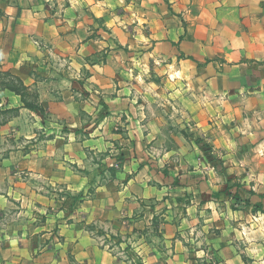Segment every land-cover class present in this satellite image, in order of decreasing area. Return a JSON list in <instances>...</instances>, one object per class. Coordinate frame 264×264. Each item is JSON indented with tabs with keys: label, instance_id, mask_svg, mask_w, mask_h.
<instances>
[{
	"label": "crops",
	"instance_id": "1",
	"mask_svg": "<svg viewBox=\"0 0 264 264\" xmlns=\"http://www.w3.org/2000/svg\"><path fill=\"white\" fill-rule=\"evenodd\" d=\"M0 264H264V0H0Z\"/></svg>",
	"mask_w": 264,
	"mask_h": 264
},
{
	"label": "rangeland",
	"instance_id": "2",
	"mask_svg": "<svg viewBox=\"0 0 264 264\" xmlns=\"http://www.w3.org/2000/svg\"><path fill=\"white\" fill-rule=\"evenodd\" d=\"M119 163H112L110 166H107V169H108V172L110 174H114L116 172V170L119 168ZM90 192H93V190H91ZM80 198H81V195L79 196H76V195H71L69 193H62L61 194V197H60V200H62V208L63 209H68L69 211L68 212H65V214L62 216V217H65V218H69V222H71V220L74 221L73 219V216L74 214L72 213V211L74 212L76 210V208L78 207V202L80 201ZM144 205L141 206V208L143 207ZM72 213V215L70 214ZM159 224H160V220L159 222L155 221L154 224L151 225V234L150 236L154 235V236H158L159 235ZM100 241L103 242L104 245H106L108 248H113V246L116 244V245H119L120 246V243L122 242V239H119L117 237H112V239H110V237H108V235H106V233H100ZM113 238H115L116 242L113 241ZM145 240H149V236L148 235H145ZM143 238H141V240H143ZM126 243L124 246L120 247L124 250H130L131 248L133 250H137V243L140 241L138 240V236L135 237V239H126L125 240ZM133 246V247H132ZM135 252V251H134Z\"/></svg>",
	"mask_w": 264,
	"mask_h": 264
}]
</instances>
